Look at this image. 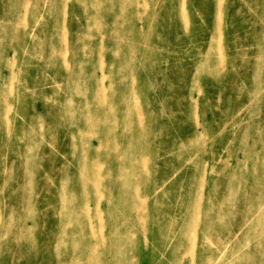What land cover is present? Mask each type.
Returning <instances> with one entry per match:
<instances>
[{
    "label": "rangeland",
    "instance_id": "obj_1",
    "mask_svg": "<svg viewBox=\"0 0 264 264\" xmlns=\"http://www.w3.org/2000/svg\"><path fill=\"white\" fill-rule=\"evenodd\" d=\"M260 81L264 92V0H0V87L14 90L10 106L0 104L12 129L0 128L1 213L12 208L15 225L31 227L32 204L52 211L48 264L61 249L62 229L80 224L77 253L105 238L82 264H170L165 254L180 243L184 212L198 203L188 236L196 239L195 255L182 254L178 264H203L211 255L202 244L212 205L218 213L209 233L225 244L213 255L227 257L243 231L220 235L217 228L238 217L224 214L220 200L243 194L235 209H247L264 183L254 167L264 128L248 119L264 111L262 93L253 94ZM98 110L110 113L101 123L113 128L111 136H143L130 147L101 144L100 133L83 126ZM120 119L128 128L117 129ZM49 120L47 132L35 127ZM23 144L29 156L14 160ZM116 184L143 199L116 205ZM69 201L84 203L79 222L58 224L72 210ZM127 205L135 211L121 217ZM133 224L135 255L112 252L92 263L93 253ZM18 251V264L32 261Z\"/></svg>",
    "mask_w": 264,
    "mask_h": 264
},
{
    "label": "bare ground",
    "instance_id": "obj_2",
    "mask_svg": "<svg viewBox=\"0 0 264 264\" xmlns=\"http://www.w3.org/2000/svg\"><path fill=\"white\" fill-rule=\"evenodd\" d=\"M74 2H78L79 0H72ZM93 2H97L99 0H89ZM129 1V0H128ZM59 40V44H61L60 51L64 52V50L67 48L64 37ZM262 81L255 84V91L253 94L261 95V98L264 100V92H261ZM14 90L12 87H0V104H8L12 97ZM5 106V111L3 112V115L0 118V128L5 129V131H11L12 129L10 127L11 120L9 118V110L7 109V105ZM10 106V105H9ZM110 117V113L102 110H98L95 113V116L92 120L86 121L83 126L84 128H88L91 133L99 132L101 137V144H105L106 146H112L114 144L116 145H123L130 147L131 144L133 145V139L136 140L140 139L143 135L141 132H136L135 134H129L128 136L122 135V133H118V135L111 136L112 127L108 125H103L101 122H104L108 120ZM249 122L252 124H258L264 128V111L262 112L261 116L258 118H252L249 117ZM118 126L117 129H124L128 128L126 126V123H124L121 119L118 120ZM46 123V124H45ZM51 120L47 122L37 123L35 124V127L38 128L39 131L47 132L50 128ZM126 126V127H125ZM249 125H246L244 127L246 130ZM3 129V130H4ZM245 130V131H246ZM52 141V140H51ZM257 141L260 144V151L258 153L257 160L255 161L254 167L260 171V178L263 180L264 178V133L261 134ZM26 144H23L20 157H14V160L16 159H25L29 156V149L28 146H25ZM46 150V149H45ZM33 155V154H32ZM43 154L39 152V154H35L34 158H38V156H42ZM141 163V160L138 161V164ZM130 164H126L127 167H130ZM134 165H136L134 163ZM125 166V165H124ZM126 167V166H125ZM119 172V171H118ZM27 173V172H26ZM120 175L123 173L119 172ZM125 176V175H124ZM24 177V181L27 179V175H22ZM129 180V176H125ZM29 183H31V179L29 180ZM256 183L255 180L253 182ZM116 191L115 193H119L122 196V199L115 200L114 202L116 205L120 204V201H129L133 202V200H141L143 198L137 197V194L133 193L130 189H127L123 187L120 184H116ZM113 195V194H112ZM109 195V198H113V196ZM119 196V198H121ZM117 199V197H115ZM221 202H226V209H224L226 212L224 214L232 215L236 214L238 217L234 219L233 222H228V224L225 225L222 224L217 228L220 231V235L225 236L227 232L231 234H238L239 232L243 231L241 234V237L237 240V243L233 246V250L230 251V254L225 257L224 253H222L219 256L214 257V247L218 245H225L224 243H220L219 240L213 239V236L210 235L209 230L215 228V221L217 218L218 210H215L212 205L210 207H207V212L211 213V216L206 220L203 224L204 230L207 231L205 234H203V244L202 247L205 251L208 250V252L211 253V255L208 253L205 257L203 264H264V183L261 185L259 191L255 193L254 201L252 202L251 206L247 209H243V207L235 209L236 206H243V202H245V195H241L240 198H237L234 194H228L225 197H222ZM61 205L64 204V202L59 201ZM82 203V201H81ZM25 204L28 205L27 201ZM74 201H69L67 205H69V208L72 207V210L64 217L58 219V224H63L67 222H73L78 223V216H77V209L81 207L84 203L81 205H76ZM34 205V206H33ZM32 208L29 210V212L33 215V223L31 227H24L22 225L16 226V214L12 210V208H9L7 210V214L3 215L0 211V264L2 263V260L8 259L12 260L11 264H18L15 259L18 258V253H20L21 256H32V261L29 262V264H48L45 262V258L47 257L48 252V246L51 244L48 242V234H47V228L45 226V219L46 217L50 216L52 214V211L49 210V208H46L44 205L40 206L37 204H32ZM202 209V208H201ZM223 210V209H222ZM223 210V212H224ZM135 211L134 207H127L123 211V216H127ZM235 211V213H234ZM200 206L197 203L194 210L190 213L188 211H185L184 213V222H181V233H180V243L178 246H176L169 255L165 254V257H168L170 260V264H178L180 261V258L182 254L187 255L189 253V256L195 255L194 250L196 247V239H190L188 236L189 234L195 229V227L198 225L199 215H200ZM223 214V213H222ZM241 214V215H239ZM250 218H255V222L252 224H247V220ZM140 219V218H138ZM116 221V220H115ZM115 221L109 222V226L114 228L117 224ZM186 221H188L186 223ZM132 227H125V229L122 231L119 236L114 238L110 246L103 250L99 255H95L93 253V259L92 263H100L104 258L112 252H115L119 256H129V255H135L134 250H131L129 248L130 241H133V238L128 232L133 231L134 224L131 225ZM83 225H77L72 229H62L61 236L59 237V241L56 243L57 247L59 249V252L55 253L53 252V261L49 264H71L69 262L70 256H76V262L75 264H82V261L86 259L88 255H92V246L98 245L99 243H104L105 238L103 236L96 237L95 239H91V243L89 249L85 248L77 253L76 246L80 243L81 235L83 233ZM244 229V230H243ZM79 235V238H78ZM170 238V234L167 233L165 235V239ZM27 241L29 242V248L26 250H23L21 248V242ZM250 243H255L254 247H249ZM62 244H66L65 247H59ZM59 245V246H58ZM92 248V249H91ZM91 250V251H90ZM76 252V253H75ZM226 254V253H225ZM218 260L220 262L218 263ZM74 264V263H73ZM118 264V261L115 263ZM121 264V263H119ZM153 264H156V262H153Z\"/></svg>",
    "mask_w": 264,
    "mask_h": 264
}]
</instances>
